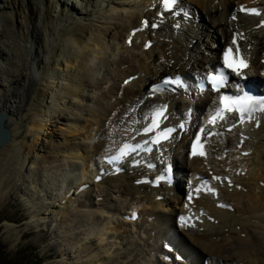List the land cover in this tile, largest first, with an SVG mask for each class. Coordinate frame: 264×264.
<instances>
[{
    "label": "bare ground",
    "instance_id": "obj_1",
    "mask_svg": "<svg viewBox=\"0 0 264 264\" xmlns=\"http://www.w3.org/2000/svg\"><path fill=\"white\" fill-rule=\"evenodd\" d=\"M182 5L192 18L167 13L156 29L151 25L159 0H0V112L8 114L6 125L12 131L11 141L0 147V199L21 174L29 182L22 170L34 164L30 183L35 187L21 189L37 209V222L50 221L56 234L76 238L79 246L68 255L85 253L88 260H76L86 264H111L113 257L123 259L118 264H264V111L249 123L229 121L216 127L207 156L191 158L192 128L215 106V95L180 89L149 97L147 91L164 74L192 77L215 67L234 33L264 75V0H183ZM241 6H259L263 13L242 14ZM143 25L145 30L133 32ZM131 76L136 77L125 84ZM160 103L169 106L166 124L191 114L194 119L182 136L177 133L149 155L146 161L156 162V168L128 164L123 174L96 181L101 157L133 138L148 121L150 108ZM22 109L28 111L19 118ZM23 117L28 119L26 135L32 137L24 144L16 129L22 130ZM57 119L66 121V128H59L63 139L48 143L43 137ZM232 124L227 131L225 126ZM49 147L62 157L49 161L48 153L39 154ZM168 161L177 166L174 187L137 185ZM41 171L43 177L48 171L65 174L53 196L43 193L51 184L42 180ZM82 183H90V189L78 192ZM209 187L211 192L204 191ZM133 209L141 211L137 221L124 217ZM192 211L203 220L198 216L188 225L185 215ZM125 231L130 235L120 247L116 234ZM167 237L183 252L184 261H166L171 255L164 250Z\"/></svg>",
    "mask_w": 264,
    "mask_h": 264
},
{
    "label": "rangeland",
    "instance_id": "obj_2",
    "mask_svg": "<svg viewBox=\"0 0 264 264\" xmlns=\"http://www.w3.org/2000/svg\"><path fill=\"white\" fill-rule=\"evenodd\" d=\"M115 81L116 82L118 81L117 78H115ZM105 85L103 87L105 89L102 88L103 92H105L110 87L108 84L106 85L108 88L105 87ZM27 111L28 110H24V109L19 110L18 113L19 118H22V116H24ZM13 122L16 123L15 121ZM65 122L66 121H64L63 119H59V120L57 119L55 123L53 122L50 126L51 133L48 132L46 136L43 137V139L46 140V142L48 143L61 141V139H63V136L59 128L60 127H62L63 129L66 128ZM20 126L22 130L20 128H16L17 131L20 132V137L18 140L22 141L23 144L25 141L29 143L32 137L29 134L26 135L27 134L26 129L28 126L27 117H23V119L20 120ZM75 137H77L75 138V140L79 141L78 137H80V135H76ZM70 140L72 141L71 138ZM70 140L68 142H71ZM47 153L48 155H50L47 159L49 161L50 159L55 160L58 158L60 159L62 157L61 153L59 154L53 149H50V147L43 152L39 151V154L46 155ZM25 155L26 153H24V156ZM53 156L55 157L53 158ZM57 163H59V160L57 161ZM48 164L49 163L47 162V165ZM19 167H20L19 165L12 166V168L16 170H19ZM28 167L29 168L31 167V172L28 171L29 169L28 168L22 170V173L25 174L26 177L28 178L30 177L28 179L29 182L28 181L24 182L21 174L18 177V179L15 180L13 184L9 186L8 189L9 193L7 194V196L6 197L4 196V198L0 199V264H65V260H67L69 264H73V263L86 264L85 262L82 261V259L85 258L86 255L85 253L82 254L75 253L74 255L71 254L70 256L68 255L69 253H71V251L75 250V248L79 246L78 244L74 243L76 242L75 240H77L76 238L75 240H73V237H68L65 234L66 232L56 234L53 225L52 226L50 225V221L37 222L38 221L37 215L35 214L36 213L35 211L37 209L33 210L32 201L29 200L30 198H26L24 191L21 189L22 186L23 188L27 186H29V188H31L32 186L35 187V184L33 183L32 185L30 183L31 182L30 180L33 178L32 177L33 172L35 173V170L37 169L34 164L28 165ZM41 174L44 175L43 171H41L40 173V177H43L41 176ZM47 176L45 175L42 180L43 181L45 180L49 185L51 184V186L48 189H46V191H43V193L47 192L49 196H53V193L57 192L56 188H59V186L62 184L63 180L65 179L64 178L65 174L64 173L62 174L61 171L58 172L57 174L48 171ZM49 190L52 191L49 192ZM42 202L43 201L40 200L37 203L41 204ZM120 233L121 234L117 233L118 235L116 234V236L118 242L122 240L120 247H123L126 242L125 237H128L130 233L126 231ZM78 235L81 234H79L78 232ZM151 235L155 236L156 231H152ZM72 247H74V249H72ZM129 247L132 248L134 246L129 245ZM77 257H82V259L76 260ZM132 257H134V255ZM85 260H88L87 256ZM118 260L122 261L123 259L122 258L118 259L117 257H113L111 264H118L119 262Z\"/></svg>",
    "mask_w": 264,
    "mask_h": 264
},
{
    "label": "snow or ice",
    "instance_id": "obj_3",
    "mask_svg": "<svg viewBox=\"0 0 264 264\" xmlns=\"http://www.w3.org/2000/svg\"><path fill=\"white\" fill-rule=\"evenodd\" d=\"M175 4V0H164V5L166 9H170L174 6ZM242 10H245L242 8ZM246 11L250 12V13H254L256 15H259V10L257 9H246ZM178 14V13H177ZM145 25H147V21L144 22ZM155 26V25H153ZM228 51H225V59H224V64L225 67H232L233 71L236 72L237 75H240L239 71H237V69L235 67H233V65H231L229 63L228 60ZM244 62L241 61V64H243ZM246 66V65H244ZM211 79L213 81H217L220 84H223L228 77L224 74V71L221 70L220 73L216 76H212ZM164 83H172V84H180L181 80L180 77H176L175 79H171L168 78L164 81ZM221 102L224 105V109L218 110L216 116H213L210 118V122H215V119L219 116L220 118H222L221 116V112L225 109H229V110H236L239 112L240 114V118L241 120L244 119L245 114L247 113L249 118H251V113L253 111L256 110L257 107H259V109L261 111H264V97H255V96H250L248 93H244L242 96H236V97H228V96H222L221 98ZM155 123V120H154ZM147 130V129H146ZM173 131V129L169 128L166 129L164 133H162V135H164V137H167L168 133H171ZM200 139L199 136L196 137V140L193 141L192 143V148H193V154H196V149H197V142ZM200 155H204L203 152L199 153ZM109 162H111V159L109 160ZM223 206V205H222ZM184 218L181 217V220H183Z\"/></svg>",
    "mask_w": 264,
    "mask_h": 264
},
{
    "label": "water",
    "instance_id": "obj_4",
    "mask_svg": "<svg viewBox=\"0 0 264 264\" xmlns=\"http://www.w3.org/2000/svg\"><path fill=\"white\" fill-rule=\"evenodd\" d=\"M8 114L0 112V147L9 143L12 139V131L6 125Z\"/></svg>",
    "mask_w": 264,
    "mask_h": 264
}]
</instances>
